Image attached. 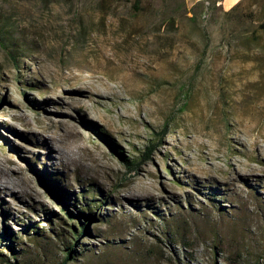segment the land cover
Segmentation results:
<instances>
[{
	"label": "rangeland",
	"instance_id": "374dc122",
	"mask_svg": "<svg viewBox=\"0 0 264 264\" xmlns=\"http://www.w3.org/2000/svg\"><path fill=\"white\" fill-rule=\"evenodd\" d=\"M134 1L0 0L3 264H264V0Z\"/></svg>",
	"mask_w": 264,
	"mask_h": 264
},
{
	"label": "trees",
	"instance_id": "16d2710c",
	"mask_svg": "<svg viewBox=\"0 0 264 264\" xmlns=\"http://www.w3.org/2000/svg\"><path fill=\"white\" fill-rule=\"evenodd\" d=\"M141 0H135L134 1V7L136 8L139 4ZM198 5H202V4H198ZM259 28L261 30H264V21L260 24ZM152 152V148H148L146 150V152L144 153L143 157L144 158H148L149 155L151 154ZM81 202H82V206L80 205V207H76L73 205V211L74 212H71L69 209L65 208V212L68 213V217L73 220V221H76L77 225H73L71 227V231H72V235L75 237V240L76 238H78L81 234L85 233L87 231V228H86V221H87V218H85V215H84V210L88 211L89 214H91V211L93 208H95V210L97 208L100 207V204H102V202H98V201H95V200H88L87 197H86V193H82V196H81ZM78 204H81V203H78ZM68 206V205H66ZM32 230H31V229ZM26 227V231H33L34 233V238L38 237L39 235V231L36 229L37 227ZM35 229V230H34ZM58 237H62L61 234H57ZM10 239V238H9ZM9 249H11L12 247L10 245L7 246ZM67 257H70L71 253H73L72 251V248L70 245H68L67 247ZM0 264H3V262H0Z\"/></svg>",
	"mask_w": 264,
	"mask_h": 264
},
{
	"label": "bare ground",
	"instance_id": "6f19581e",
	"mask_svg": "<svg viewBox=\"0 0 264 264\" xmlns=\"http://www.w3.org/2000/svg\"><path fill=\"white\" fill-rule=\"evenodd\" d=\"M84 96L87 97V101H92V100H96L97 102H104V95L100 94V93H96L90 89L84 91ZM72 127V126H71ZM74 128V127H73ZM76 130V129H75ZM75 130H69V132L67 133L68 135H71V136H76V131ZM51 154L52 156H57V157H60V158H64L65 160H69L68 162H71V157L68 156V154L64 153L63 149H61V147H58L57 145H53V149H51ZM3 179H7V178H3L1 177L0 178V192H2L3 188H2V182H3Z\"/></svg>",
	"mask_w": 264,
	"mask_h": 264
},
{
	"label": "crops",
	"instance_id": "0c3cea01",
	"mask_svg": "<svg viewBox=\"0 0 264 264\" xmlns=\"http://www.w3.org/2000/svg\"><path fill=\"white\" fill-rule=\"evenodd\" d=\"M188 8H193L198 4H202L207 1L216 2L218 6H221L223 9H230L231 7L235 6L242 0H184Z\"/></svg>",
	"mask_w": 264,
	"mask_h": 264
},
{
	"label": "built area",
	"instance_id": "2783aa9c",
	"mask_svg": "<svg viewBox=\"0 0 264 264\" xmlns=\"http://www.w3.org/2000/svg\"><path fill=\"white\" fill-rule=\"evenodd\" d=\"M207 4V3H206Z\"/></svg>",
	"mask_w": 264,
	"mask_h": 264
}]
</instances>
